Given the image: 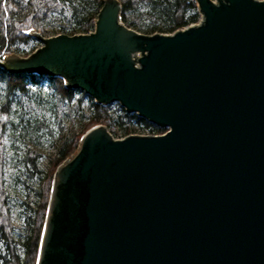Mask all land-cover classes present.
I'll return each instance as SVG.
<instances>
[{"label":"water","instance_id":"obj_1","mask_svg":"<svg viewBox=\"0 0 264 264\" xmlns=\"http://www.w3.org/2000/svg\"><path fill=\"white\" fill-rule=\"evenodd\" d=\"M195 1L200 24L146 35L105 0L93 33H32L41 47L0 60L168 129L84 134L37 264H264V0Z\"/></svg>","mask_w":264,"mask_h":264},{"label":"trees","instance_id":"obj_2","mask_svg":"<svg viewBox=\"0 0 264 264\" xmlns=\"http://www.w3.org/2000/svg\"><path fill=\"white\" fill-rule=\"evenodd\" d=\"M118 1L122 5V22L146 35L171 34L197 23L201 17L195 0ZM104 2L0 0V59L13 53L29 56L39 40L32 33L47 37L45 22L60 17L67 22V26H61L65 34L93 31ZM65 120L71 123L67 133ZM77 122L80 129L75 128ZM53 125L61 132L60 146L50 169L42 171L37 167L39 151L28 143L41 144L43 139L53 136ZM99 125L107 127L113 135L119 130L129 133L133 127L153 135L168 131L128 113L119 103L96 104L85 92L67 87L62 77L12 73L0 68V264L38 263L55 173L78 151L83 135ZM24 143L26 146L22 147ZM11 161L13 171L8 174L7 165ZM7 175H11L15 184L23 183L25 189L21 200L24 225L17 233L10 218ZM34 183H38V189H34Z\"/></svg>","mask_w":264,"mask_h":264},{"label":"rangeland","instance_id":"obj_3","mask_svg":"<svg viewBox=\"0 0 264 264\" xmlns=\"http://www.w3.org/2000/svg\"><path fill=\"white\" fill-rule=\"evenodd\" d=\"M62 25L67 26L66 20L63 19L62 17H60L57 21L45 22V24H44L45 30L49 33L47 37L56 35L59 31H62V28H61ZM127 27H129V26H127ZM129 28H132V29L136 30L137 32L142 33V30L139 28H134V27H129ZM142 28H144V27H142ZM35 45L37 46L36 49H38L39 47L42 46V43L38 40L37 42H35ZM11 55H17L21 58H24V55H22V54L13 53ZM6 56H9V55L3 56V58L0 60L4 61ZM52 127H53V133H54L53 136H49L47 140L43 139L41 141L42 142L41 144H35L32 142H29V143L27 142L29 144V147H32V148L34 147L39 151L40 159L38 160L37 167L39 170H42V171H47L48 169H50V167L52 165L51 160L54 158V156H56L57 150L60 146V141H61L60 140V136H61L60 133L61 132L57 126L53 125ZM70 128H71L70 121L65 120V122H64L65 132L67 133ZM75 128L80 129V124L78 122H77ZM117 137H119V136H117ZM25 146H26L25 143L22 144V147H25ZM63 164H64V162L61 165H63ZM7 170H8V174H10L9 172L13 171L12 161L8 163ZM12 180L13 179H12L11 175H7L6 185L8 187L9 194L11 197L10 198V205H9L10 210H11V217L10 218H11V223H12L13 227L15 228V232L17 233L18 231L23 230L22 227L24 225L25 214L23 212L21 200H23V198H24L23 194H24L25 189H24L23 183L18 182L15 184L14 182H12ZM33 187H34V189H38L39 188L38 183H34ZM32 206L35 207V205H32ZM15 237L17 238V234H15Z\"/></svg>","mask_w":264,"mask_h":264},{"label":"built area","instance_id":"obj_4","mask_svg":"<svg viewBox=\"0 0 264 264\" xmlns=\"http://www.w3.org/2000/svg\"><path fill=\"white\" fill-rule=\"evenodd\" d=\"M216 1V0H215ZM263 1V0H261ZM201 16V15H200ZM202 22V16L200 17L199 21L197 23H194V24H191L190 26H193V25H198ZM188 27V26H187ZM186 28V27H185ZM184 29V28H182ZM93 31L89 32L92 33ZM60 34H65L61 31H59L56 35H53V36H57V35H60ZM138 56L141 57V53H138ZM95 102V101H94ZM97 104V103H96ZM166 133V132H165ZM165 133L163 134H160V135H164ZM113 138L115 140H122V139H125L126 137H129V136H135V135H138V136H158V135H153L151 133H149L148 131H142L141 129L137 128V127H133V129L129 132V133H124L122 130L118 131L117 134L113 135L112 133H110ZM119 136V137H117Z\"/></svg>","mask_w":264,"mask_h":264},{"label":"snow or ice","instance_id":"obj_5","mask_svg":"<svg viewBox=\"0 0 264 264\" xmlns=\"http://www.w3.org/2000/svg\"><path fill=\"white\" fill-rule=\"evenodd\" d=\"M4 119H7V117H3Z\"/></svg>","mask_w":264,"mask_h":264}]
</instances>
